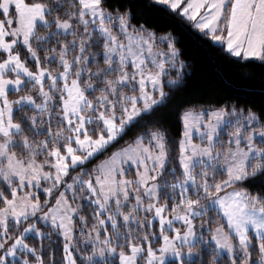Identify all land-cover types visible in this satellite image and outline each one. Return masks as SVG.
<instances>
[{
    "label": "snow or ice",
    "instance_id": "6c2138e0",
    "mask_svg": "<svg viewBox=\"0 0 264 264\" xmlns=\"http://www.w3.org/2000/svg\"><path fill=\"white\" fill-rule=\"evenodd\" d=\"M144 9L264 67V0H0V264H264V100Z\"/></svg>",
    "mask_w": 264,
    "mask_h": 264
},
{
    "label": "trees",
    "instance_id": "16d2710c",
    "mask_svg": "<svg viewBox=\"0 0 264 264\" xmlns=\"http://www.w3.org/2000/svg\"><path fill=\"white\" fill-rule=\"evenodd\" d=\"M141 2L137 0V4ZM142 18L158 24L163 30L171 29L186 61L185 87L175 92L173 103L193 99L201 93H211L215 98L233 94L255 101L257 105L264 100L260 95L264 92V67L236 63L187 25L180 22L170 24L148 9L143 10Z\"/></svg>",
    "mask_w": 264,
    "mask_h": 264
}]
</instances>
